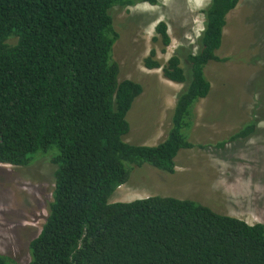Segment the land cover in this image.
<instances>
[{
    "label": "trees",
    "instance_id": "1",
    "mask_svg": "<svg viewBox=\"0 0 264 264\" xmlns=\"http://www.w3.org/2000/svg\"><path fill=\"white\" fill-rule=\"evenodd\" d=\"M137 2L158 0H0V164L28 167L50 155L56 167L30 264H264V224L173 197L110 201L133 167L173 174L181 151L212 146L191 141L195 108L211 93L208 64L229 60L217 53L240 0L211 1L197 53L178 49L162 66L152 50L145 60L146 68H162L165 79L185 85L156 146L125 140L143 87L120 81L113 57L119 33L112 10ZM156 31L170 46L167 25ZM255 115L215 147L256 134ZM0 264L11 261L0 253Z\"/></svg>",
    "mask_w": 264,
    "mask_h": 264
},
{
    "label": "rangeland",
    "instance_id": "2",
    "mask_svg": "<svg viewBox=\"0 0 264 264\" xmlns=\"http://www.w3.org/2000/svg\"><path fill=\"white\" fill-rule=\"evenodd\" d=\"M211 1L158 0L156 5L137 2L112 10L119 33L113 51L120 65L119 80L143 87L128 114V143L156 146L166 139L185 85L165 79L162 68H146L145 60L152 50L162 66L178 49L197 53L203 11ZM227 21L217 54L229 60L206 67L211 93L197 103L191 133L193 143L212 146L181 151L173 174L148 165L133 167L129 182L116 190L112 203L173 197L195 201L249 225L264 224V0H240ZM161 22L171 38L166 48L156 31ZM9 43L16 44L17 38ZM254 114L260 120L256 134L224 149L215 147ZM50 158L38 156L28 167L0 164V253L11 264H30V243L48 216L56 170Z\"/></svg>",
    "mask_w": 264,
    "mask_h": 264
}]
</instances>
